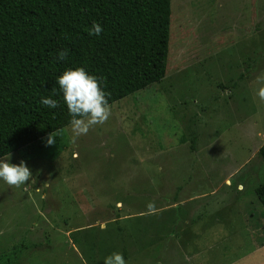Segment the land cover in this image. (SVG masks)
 Here are the masks:
<instances>
[{"label":"rangeland","instance_id":"1","mask_svg":"<svg viewBox=\"0 0 264 264\" xmlns=\"http://www.w3.org/2000/svg\"><path fill=\"white\" fill-rule=\"evenodd\" d=\"M170 1L161 81L10 153L35 183L0 182V264H264V0Z\"/></svg>","mask_w":264,"mask_h":264},{"label":"trees","instance_id":"2","mask_svg":"<svg viewBox=\"0 0 264 264\" xmlns=\"http://www.w3.org/2000/svg\"><path fill=\"white\" fill-rule=\"evenodd\" d=\"M170 16V0H0V158L70 125L56 84L69 68L102 78L109 105L161 81ZM257 156L264 164V144ZM255 194L264 209V182Z\"/></svg>","mask_w":264,"mask_h":264},{"label":"clouds","instance_id":"3","mask_svg":"<svg viewBox=\"0 0 264 264\" xmlns=\"http://www.w3.org/2000/svg\"><path fill=\"white\" fill-rule=\"evenodd\" d=\"M103 31L100 24L93 22L89 34L99 35ZM68 49L59 50L58 60H65ZM56 84L63 96L67 107L73 139L85 135L94 125L103 124L111 115V109L106 99L103 87V79L90 74L84 67L69 68L63 71L57 78ZM258 95L264 99V88ZM40 103L47 108H56L58 102L51 97H41ZM46 146L56 144V137L51 133L45 140ZM0 182L7 186L21 187L35 183V177L24 160L19 163L10 161V154L0 158ZM103 264H126L122 253L113 252L104 258Z\"/></svg>","mask_w":264,"mask_h":264},{"label":"crops","instance_id":"4","mask_svg":"<svg viewBox=\"0 0 264 264\" xmlns=\"http://www.w3.org/2000/svg\"><path fill=\"white\" fill-rule=\"evenodd\" d=\"M228 182H229V181H228ZM255 189H256V188H255ZM41 210H42V209H41ZM45 211H49V210H45ZM46 219H47V217H46ZM43 221H44V220H43ZM41 223H42V222H41ZM29 229H31V228H29ZM32 229H34V231H35V230H40V231H42V229H41L40 227H39V228H38V227H33ZM28 231H29V230H28ZM42 232H43V231H42ZM28 234H29V232H28ZM19 236H20V235H19V232L16 231V229H14V232H11V236H10V238H12V237H13V238H14V237H17L18 240H19ZM15 240H17V239L14 238L12 244H10V240H7L5 246H3V247H2V245H3L4 243L2 242V244H0V252H2L3 249L8 248V247H6V246H8V245H13V243H14ZM18 240H17V241H18ZM188 243H189V242H188Z\"/></svg>","mask_w":264,"mask_h":264}]
</instances>
